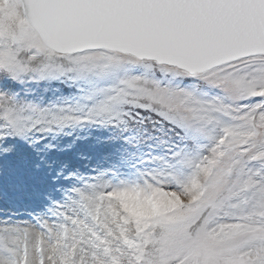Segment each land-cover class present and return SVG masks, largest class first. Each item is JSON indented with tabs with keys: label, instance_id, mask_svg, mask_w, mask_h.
Here are the masks:
<instances>
[{
	"label": "snow or ice",
	"instance_id": "6c2138e0",
	"mask_svg": "<svg viewBox=\"0 0 264 264\" xmlns=\"http://www.w3.org/2000/svg\"><path fill=\"white\" fill-rule=\"evenodd\" d=\"M37 25L70 34L102 26L144 39L180 42L177 55L204 58L210 64L199 69L190 65L182 72L221 88L231 102L201 101L159 85L155 93L139 89L138 94L163 104L162 118L193 128V140L209 134L207 125L222 123L220 114L231 123L223 126V134L206 153L177 146L173 156L177 165L192 169L187 176L149 172L142 184L111 188L93 184L91 190H75L78 213L58 204L59 220L0 222V260L4 264H264V173L244 174L246 160L264 161V48L241 47L234 55L215 43L226 37L242 39V30L248 27L264 41V0H0V71L15 78L51 52ZM201 42L212 43L202 48ZM126 83L136 87L135 80ZM248 98L253 102H242ZM0 109L5 127L18 129L22 117L2 95ZM109 111L100 105L85 118ZM126 115L133 121L142 119L137 112ZM3 140L0 134V157L14 151ZM157 191L175 194L182 203L137 222L116 199L120 194L147 197ZM194 195L198 198L192 199ZM233 197L237 219L210 223Z\"/></svg>",
	"mask_w": 264,
	"mask_h": 264
},
{
	"label": "rangeland",
	"instance_id": "374dc122",
	"mask_svg": "<svg viewBox=\"0 0 264 264\" xmlns=\"http://www.w3.org/2000/svg\"><path fill=\"white\" fill-rule=\"evenodd\" d=\"M75 54L51 49L15 78L0 71V95L22 117L18 129L5 127L0 118L3 143L14 147L11 154L0 157V222L34 223L28 219L30 214L37 220H59L55 215L58 204L78 213L75 190H91L93 184L105 183L109 188L142 184L149 172L187 176L192 169L176 164L173 152L177 146L206 153L223 134V126L231 123L220 114L222 123L207 125L209 134L196 135L193 140V128H181L162 118L164 105L148 101L138 90L155 93L159 85L171 92L191 93L201 101L221 98L230 103L221 88L177 67L117 51ZM130 80H135L136 87L128 86ZM242 102L252 103L253 98ZM100 105L111 111L85 118ZM129 112L140 113L142 119L131 120L126 115ZM60 116L80 119L56 122L54 118ZM248 173H264V161L246 160L244 174ZM116 199L137 222L182 203L179 196L162 191L147 197L120 194ZM236 202L235 197L225 202L210 223L236 220L238 209L231 207Z\"/></svg>",
	"mask_w": 264,
	"mask_h": 264
},
{
	"label": "water",
	"instance_id": "95a60500",
	"mask_svg": "<svg viewBox=\"0 0 264 264\" xmlns=\"http://www.w3.org/2000/svg\"><path fill=\"white\" fill-rule=\"evenodd\" d=\"M44 43L52 50L72 54L80 52L82 48L107 49L131 55L138 59L153 60L158 64H165L179 69L190 65L196 68L210 66L206 59H192L175 53L180 42L172 39H144L137 33L105 28L102 26L86 29L79 33H65L51 31L37 25ZM243 38L226 37L215 42L218 46L228 48L234 55H239L241 47L245 51H255L264 48V41H260L255 31L248 27L242 30ZM212 42H201L200 47L206 48ZM187 47L188 44L185 43Z\"/></svg>",
	"mask_w": 264,
	"mask_h": 264
}]
</instances>
